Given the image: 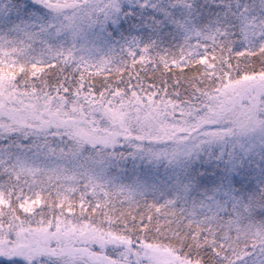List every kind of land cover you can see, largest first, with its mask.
<instances>
[{
	"label": "snow or ice",
	"instance_id": "6c2138e0",
	"mask_svg": "<svg viewBox=\"0 0 264 264\" xmlns=\"http://www.w3.org/2000/svg\"><path fill=\"white\" fill-rule=\"evenodd\" d=\"M0 264H264V0H0Z\"/></svg>",
	"mask_w": 264,
	"mask_h": 264
}]
</instances>
